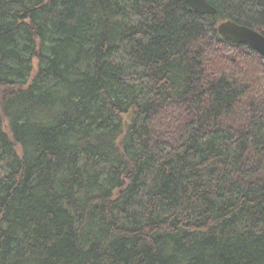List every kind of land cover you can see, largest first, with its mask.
I'll use <instances>...</instances> for the list:
<instances>
[{"label":"trees","instance_id":"obj_1","mask_svg":"<svg viewBox=\"0 0 264 264\" xmlns=\"http://www.w3.org/2000/svg\"><path fill=\"white\" fill-rule=\"evenodd\" d=\"M0 0V264H264V0Z\"/></svg>","mask_w":264,"mask_h":264},{"label":"water","instance_id":"obj_2","mask_svg":"<svg viewBox=\"0 0 264 264\" xmlns=\"http://www.w3.org/2000/svg\"><path fill=\"white\" fill-rule=\"evenodd\" d=\"M202 15H216L217 9L207 0H184ZM218 32L222 38L239 45H249L262 56H264V35L260 32L240 25L231 20L221 22Z\"/></svg>","mask_w":264,"mask_h":264}]
</instances>
